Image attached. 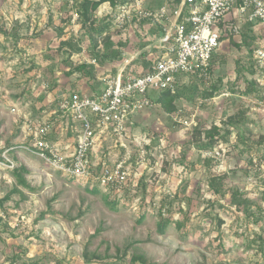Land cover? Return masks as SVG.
I'll list each match as a JSON object with an SVG mask.
<instances>
[{
	"label": "rangeland",
	"instance_id": "1",
	"mask_svg": "<svg viewBox=\"0 0 264 264\" xmlns=\"http://www.w3.org/2000/svg\"><path fill=\"white\" fill-rule=\"evenodd\" d=\"M79 1L0 0V156L6 153L19 170L25 168L27 184L19 185L12 171L0 168V200L18 190L0 207L5 217L0 221V264H264V244L261 248L254 237L263 222L247 219L235 210L229 194L218 199L207 184L212 176L226 175L227 187L240 191L238 200L252 205L249 213L264 218V203L260 212L254 207L260 203L264 167L248 164L253 158L256 166L264 152L261 73L256 92L245 94L253 78L247 69L253 51L249 55L248 50L257 46L260 26L235 13L228 16L230 29L221 34L208 78H181L178 88L198 87L193 99L177 100L174 114L156 104L133 117L127 130L132 168L127 186L115 191L51 171L23 148L25 122L40 120L52 90L82 87L80 92L94 94L122 69L126 76L146 73L164 53L159 46L163 35H158L163 25L137 19L134 9L139 5L154 13L166 7L173 21L182 0L102 4L95 19L107 23V36L99 38L95 49L81 35ZM125 5L129 14L123 15ZM61 42L66 46L58 51ZM67 58L72 64H90L93 76L66 75ZM46 66L55 74L48 91L50 76L42 72ZM210 87L221 94L202 98L201 91ZM244 109L247 120L228 142L211 151L193 142V124L223 127L228 116ZM111 150L117 156L119 151L107 152ZM173 195L176 200L165 218L183 226L177 229L172 222L161 230L158 203Z\"/></svg>",
	"mask_w": 264,
	"mask_h": 264
},
{
	"label": "built area",
	"instance_id": "2",
	"mask_svg": "<svg viewBox=\"0 0 264 264\" xmlns=\"http://www.w3.org/2000/svg\"><path fill=\"white\" fill-rule=\"evenodd\" d=\"M134 10L137 19L163 25L159 45L164 53L155 58L143 75L121 73L106 81V87L100 93L70 92L56 99L54 114L61 113L63 131L71 129L75 133L72 152L63 153L52 142L54 120H28L24 126L26 145L23 148L51 171L92 181L115 191L127 186L132 168L127 130L133 125V117L153 108L159 94H174L181 78L208 75L214 54L221 44V34L230 29L226 18L233 13L250 25H259L262 30L252 59L261 70L264 86V0H182L173 21L169 19L166 7L154 13L143 11L139 5ZM121 13L129 14L126 5L122 6ZM166 22L170 23L169 27L164 26ZM91 63L94 64L95 60ZM133 141L141 145L137 138L134 137ZM97 147L99 151H96ZM110 149L119 151L112 161L103 157V153ZM15 167L6 153L0 156V168L13 171ZM0 218L5 219L1 212Z\"/></svg>",
	"mask_w": 264,
	"mask_h": 264
},
{
	"label": "trees",
	"instance_id": "3",
	"mask_svg": "<svg viewBox=\"0 0 264 264\" xmlns=\"http://www.w3.org/2000/svg\"><path fill=\"white\" fill-rule=\"evenodd\" d=\"M129 0H80L78 3H76V13L78 16V22L81 25V35H85L86 39L88 40L89 44L92 46L93 49H95L98 46V40L102 36L105 35V31L107 29V23L106 22H97L95 17V12L97 9L105 3L110 4V6L115 7L117 4H125ZM70 18V16L68 17ZM58 30L56 27L54 28ZM60 31V32H59ZM59 34L62 32L59 30ZM58 34V33H57ZM158 35H163L162 30L158 33ZM107 36V35H105ZM252 40L256 39L255 36L251 37ZM257 39L259 37L257 36ZM66 46L65 42H61L59 46V50L61 51L62 48ZM253 49H249L248 53L249 55ZM248 66V70L253 75V78L251 81L247 83V88L245 91L246 93H252L256 92L254 91L255 85H257V80L260 77V69L258 65L252 61ZM66 65L69 68L68 71L65 73L66 75L70 76L74 73H81L84 76H93V73L91 72L92 67L88 63H80V64H72L68 58L66 60ZM212 65V62H211ZM211 65L208 69V75L211 71ZM32 67L35 65L32 64ZM35 68V67H34ZM38 71V70H37ZM42 72L45 73L46 77L50 76V79L47 78V81L45 83V86H47V91L49 90L51 78L55 76L53 69L50 67H42ZM208 75L204 77L203 75H199L200 77L208 78ZM187 86L182 85L181 88H177L176 92L174 94H170L168 92L161 93L155 98V104H159L167 113L174 114L177 112V107L175 106V102L179 99L183 98H189L190 100L193 99L194 95L198 91V87H194L192 89L185 88ZM215 94H221V91H218L217 88H205L201 91L202 98H211ZM248 109H244L241 111H238L234 113L233 115H230L226 118V121L224 122L223 127L218 126H211L208 129H201L198 126H195L192 130V140L195 143H199L201 145V148L205 151H211L214 149V147L219 143L223 142L226 143L229 140L230 134L233 130L239 129L238 127L242 124H244L247 120L246 113ZM240 135V134H239ZM264 142V137L262 139ZM12 148V147H10ZM9 148V149H10ZM257 163L255 166V163L253 162V158H250L248 160V164L250 166L256 167L258 170L261 167H264V152L259 154L257 156ZM205 164L209 165L210 158L207 157L204 159ZM25 168H21L20 170L18 167H15V169L12 171L13 175L16 177V180L19 185L23 187H27V184L23 178V173H25ZM226 175H220V176H212L209 178L207 184H208V190L212 192L213 195H216L219 197L218 199H224L226 197V194H229L230 196V203L235 207V210L237 212H242L247 219L253 220V223L258 224L259 222H263V228L260 231V233H255L254 237L255 240L259 241L260 247L263 248L264 244V218L262 216H254L253 213H249L252 205H250L249 201L247 199H243L242 201L238 200V197L241 195L240 191L238 189L233 190L231 187H227L226 183ZM87 185H89L87 183ZM144 185V184H143ZM141 184V186H143ZM264 186V184H263ZM143 192L145 191V186L143 187ZM18 192V190L14 189L11 193H8L3 197L2 200H0V207L3 206V204L9 199L10 195L12 193ZM173 198V199H172ZM176 200V195L172 196L171 198H162L158 203V216L160 219V222L158 223L159 229L163 230L168 224L172 223L175 225L177 229H180L183 226V223L181 221H172L170 218H165L166 214H170L172 203ZM264 203V187L263 191L261 193V199L260 203L258 205H255L254 207L259 211L262 208V205ZM260 212V211H259ZM168 216V215H167ZM140 219H143V216L140 217ZM0 221H3L2 218H0ZM30 264H39L37 262H33Z\"/></svg>",
	"mask_w": 264,
	"mask_h": 264
},
{
	"label": "crops",
	"instance_id": "4",
	"mask_svg": "<svg viewBox=\"0 0 264 264\" xmlns=\"http://www.w3.org/2000/svg\"><path fill=\"white\" fill-rule=\"evenodd\" d=\"M160 46V45H159ZM123 69L119 71V73L113 74L112 76L107 77V81L110 79H114L116 76L119 74L123 73ZM106 87V82L101 90L98 91L100 93L104 88ZM82 87H78L77 89L75 88L74 90L68 91V90H63V89H57V90H52L47 93L46 96V109L43 110L40 114L41 116L38 119H47L50 118L51 120H54L56 122L55 124V130L53 135L51 136L52 142H54L59 149L63 153H71L74 145V135L75 133L71 131V129H65L63 131L64 127V120L61 119V113L54 114L56 111V99H59L65 95H67L70 92H80ZM85 91H82L83 93ZM59 93H61L59 95ZM87 93V92H86ZM97 94V93H95ZM32 120V119H31ZM70 123V122H69ZM96 151H99V147L96 148ZM115 150H111L110 152L105 151L103 153V157L107 159V156L110 157L108 161H112L116 158V154L114 153ZM102 158V155L100 156Z\"/></svg>",
	"mask_w": 264,
	"mask_h": 264
},
{
	"label": "water",
	"instance_id": "5",
	"mask_svg": "<svg viewBox=\"0 0 264 264\" xmlns=\"http://www.w3.org/2000/svg\"><path fill=\"white\" fill-rule=\"evenodd\" d=\"M61 93H59V95H60Z\"/></svg>",
	"mask_w": 264,
	"mask_h": 264
}]
</instances>
